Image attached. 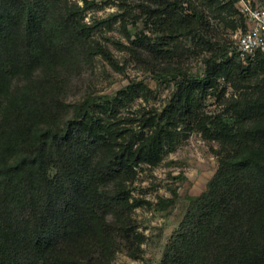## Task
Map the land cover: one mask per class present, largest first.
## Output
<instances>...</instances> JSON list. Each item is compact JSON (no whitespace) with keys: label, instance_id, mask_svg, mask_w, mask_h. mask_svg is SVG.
Segmentation results:
<instances>
[{"label":"trees","instance_id":"obj_1","mask_svg":"<svg viewBox=\"0 0 264 264\" xmlns=\"http://www.w3.org/2000/svg\"><path fill=\"white\" fill-rule=\"evenodd\" d=\"M83 1L0 0V264H111L121 245L138 258V173L191 132L217 143L218 167L161 264H264V55L240 61L237 39L220 32L246 31L240 0H109L117 14L93 25ZM116 21L120 49L172 82L170 96L149 105L155 92L133 80L66 104L82 62L117 68L96 36ZM138 23L147 31L131 36ZM190 55L202 56L200 72L182 70Z\"/></svg>","mask_w":264,"mask_h":264},{"label":"rangeland","instance_id":"obj_2","mask_svg":"<svg viewBox=\"0 0 264 264\" xmlns=\"http://www.w3.org/2000/svg\"><path fill=\"white\" fill-rule=\"evenodd\" d=\"M69 1L80 8L85 7L83 0ZM86 1L88 9L82 15L86 24L93 25L98 21L110 20L111 15L118 12L117 3L112 1ZM127 30L131 36L139 31H147L140 23L128 26ZM220 32L221 39L225 42L235 41L240 35L239 30L235 32L225 27H221ZM96 36L99 42L109 49L117 68L111 67L100 56L82 62L68 75L69 86L65 93V103L74 104L88 95H114L134 80L143 82L155 92L156 97L148 103L149 105H163L173 91L172 82L156 81L151 74L142 71L130 61L126 52L119 47V44L127 45L119 21L113 22L112 25L106 23L96 31ZM201 60L202 56H185L180 60V65L183 71L198 73L202 69ZM231 93V90L227 89L226 94ZM140 103L139 101L137 105ZM141 104L147 105L143 102ZM215 109L214 104H208V110ZM217 150V143L205 140L199 133L191 132L178 141L173 151L167 153L158 166L143 167V170L139 171L131 197L132 200L141 202L132 212L137 231L144 236V242L140 246L141 252L138 258L133 259L121 245L111 264L162 263L165 249L182 221L190 199L205 191L217 170Z\"/></svg>","mask_w":264,"mask_h":264},{"label":"built area","instance_id":"obj_3","mask_svg":"<svg viewBox=\"0 0 264 264\" xmlns=\"http://www.w3.org/2000/svg\"><path fill=\"white\" fill-rule=\"evenodd\" d=\"M238 9L247 28L236 40L235 53L240 61L245 62L256 55H264V1L251 4L242 0Z\"/></svg>","mask_w":264,"mask_h":264}]
</instances>
